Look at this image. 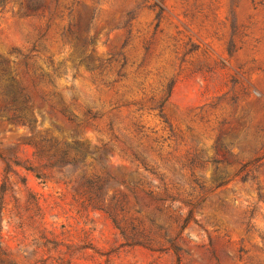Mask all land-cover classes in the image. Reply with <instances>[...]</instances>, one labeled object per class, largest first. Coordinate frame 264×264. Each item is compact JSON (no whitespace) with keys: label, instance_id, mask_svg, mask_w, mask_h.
Instances as JSON below:
<instances>
[{"label":"rangeland","instance_id":"obj_1","mask_svg":"<svg viewBox=\"0 0 264 264\" xmlns=\"http://www.w3.org/2000/svg\"><path fill=\"white\" fill-rule=\"evenodd\" d=\"M6 92L0 264H264V0H0Z\"/></svg>","mask_w":264,"mask_h":264},{"label":"trees","instance_id":"obj_2","mask_svg":"<svg viewBox=\"0 0 264 264\" xmlns=\"http://www.w3.org/2000/svg\"><path fill=\"white\" fill-rule=\"evenodd\" d=\"M9 93L6 92L2 94V99L5 101V104L0 105V112L7 110L10 105L14 103L13 98H8ZM5 96V98H4ZM60 103V111L68 116L69 118L73 117L75 118V115L71 112V110L68 108V106L63 103ZM72 119V118H71ZM86 150L82 148L77 142H74L72 144L67 143L66 141H53L50 139L49 141H46V143L42 144L41 146L37 147L36 155L37 157L43 158L48 165V167H58L60 164H72L73 161L77 157L84 156L86 154ZM29 170L33 171L37 177H40L41 174H39L36 170L32 168H28ZM112 221L115 223L116 220L114 217H112ZM116 224V223H115Z\"/></svg>","mask_w":264,"mask_h":264}]
</instances>
